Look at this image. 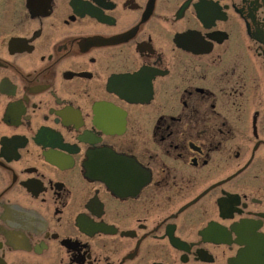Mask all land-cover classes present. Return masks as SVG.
<instances>
[{"label": "flooded vegetation", "instance_id": "obj_1", "mask_svg": "<svg viewBox=\"0 0 264 264\" xmlns=\"http://www.w3.org/2000/svg\"><path fill=\"white\" fill-rule=\"evenodd\" d=\"M0 264H264V0H0Z\"/></svg>", "mask_w": 264, "mask_h": 264}]
</instances>
